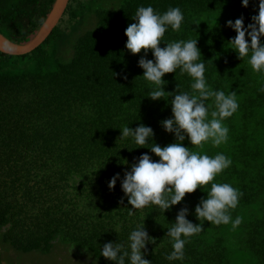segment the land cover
Returning <instances> with one entry per match:
<instances>
[{"label":"trees","instance_id":"16d2710c","mask_svg":"<svg viewBox=\"0 0 264 264\" xmlns=\"http://www.w3.org/2000/svg\"><path fill=\"white\" fill-rule=\"evenodd\" d=\"M54 1L0 0V31L17 41L30 38ZM140 6L159 14L179 7L184 15L180 30L169 26L160 46L197 39V62L205 64L208 87L236 93L238 108L222 121L229 129L226 143L197 147L187 137L182 142L191 151L231 159L213 182L229 183L242 193L237 207L229 209L232 221L242 218L235 229L232 222L216 225L195 215L213 182L165 211L154 204L133 210L122 190L125 171L138 157L148 153L159 161L150 147L176 142L161 121L173 117L177 85L198 95L191 88L193 78L177 68L163 77V98L148 96L156 85L138 65L145 53L126 48L125 30L136 22L132 17ZM258 6L259 0H249L248 7L242 0H70L43 41L22 53L0 50L2 254L10 249L48 253L63 243L85 253L87 264H116L102 255L104 244L119 242L130 251L131 232L144 225L155 240L147 243L144 255L151 264H264V70L252 69L251 53L239 58L229 42L237 33L227 26L243 16L247 27ZM147 59L155 60L152 50ZM205 103L211 105L210 120L214 98ZM140 124L154 131L144 147L131 136L118 139L123 127ZM117 173L120 178L110 189ZM184 207L187 219L203 228L182 236L184 258L170 261L173 240L166 234ZM9 258L0 257V264Z\"/></svg>","mask_w":264,"mask_h":264},{"label":"clouds","instance_id":"9594fccd","mask_svg":"<svg viewBox=\"0 0 264 264\" xmlns=\"http://www.w3.org/2000/svg\"><path fill=\"white\" fill-rule=\"evenodd\" d=\"M244 7H248L249 0H242ZM258 15L252 16L253 23L245 27L244 17L227 21V26L233 28L237 35L229 42L231 48L238 52L239 58L250 55L249 63L255 72L264 70V0H259ZM136 22L131 23L125 30L128 37L126 48L132 54H139L143 50L138 65L145 71L143 77L156 85L148 96L158 100L165 96L163 77L166 73L176 72L177 68L182 73H187L194 80L191 84L193 93L179 90L177 85L174 99L171 100L173 117L161 121V125L169 133H175L176 142L161 146L157 143L150 148L160 159L154 161L148 153L142 154L133 163L131 170L125 171L122 180V190L128 197V203L133 210L143 209L154 204L165 211L173 205L179 204L186 194L194 193L197 188H203L215 177L230 167L232 161L223 153L214 157L191 151L182 143L186 137L191 145L202 147L205 142L211 141L213 146L226 143L229 129L222 121L234 114L238 108L236 93L228 95L224 91L211 90L205 79V64L200 60V49L197 39L180 40L167 43L161 47V41L170 26L173 31H179L184 20V15L179 7L169 8L165 13H156L151 6H140L132 17ZM246 37H250L249 40ZM152 50L155 60L147 59V53ZM127 79V76L124 77ZM214 98L215 110L209 116V107L206 101ZM133 137L140 147L149 143L154 136L151 127L140 124L135 129L123 127L122 135L118 139ZM120 174L117 173L109 182V188L114 189ZM242 193L229 183H211L207 198L201 197L195 207V215L201 220H207L216 225L232 222L235 229L242 223V218L237 217L232 221L229 209H235ZM123 204V198L121 199ZM189 209L182 208L176 217L175 224L169 228L166 235L173 240V251L167 255L168 260L184 258L185 239L202 231L201 224H194L187 219ZM131 214V213H130ZM150 237L144 225H138L129 236L128 249L122 243L108 242L102 248V255L116 264H125V259L130 264H151L144 258L146 245ZM87 249H85L86 251Z\"/></svg>","mask_w":264,"mask_h":264},{"label":"rangeland","instance_id":"374dc122","mask_svg":"<svg viewBox=\"0 0 264 264\" xmlns=\"http://www.w3.org/2000/svg\"><path fill=\"white\" fill-rule=\"evenodd\" d=\"M11 253V254H10ZM10 253L3 255L0 250V257L8 256L9 260H3L4 264H87L88 256L77 250L73 252L72 247L63 243H56L48 252L43 253L38 250L14 251L10 249ZM6 263V264H8Z\"/></svg>","mask_w":264,"mask_h":264},{"label":"water","instance_id":"95a60500","mask_svg":"<svg viewBox=\"0 0 264 264\" xmlns=\"http://www.w3.org/2000/svg\"><path fill=\"white\" fill-rule=\"evenodd\" d=\"M70 0H55L51 10L35 33L24 41L10 39L0 31V50L7 53H22L43 41L66 10Z\"/></svg>","mask_w":264,"mask_h":264}]
</instances>
